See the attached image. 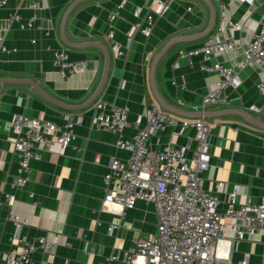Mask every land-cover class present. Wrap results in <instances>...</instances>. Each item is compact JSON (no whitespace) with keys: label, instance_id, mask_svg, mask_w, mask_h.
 <instances>
[{"label":"crops","instance_id":"crops-1","mask_svg":"<svg viewBox=\"0 0 264 264\" xmlns=\"http://www.w3.org/2000/svg\"><path fill=\"white\" fill-rule=\"evenodd\" d=\"M122 1L8 0L0 9V37L5 38L7 47L0 58V201H5V192L13 196L11 205L0 209V264H8L2 255L9 251L10 240L18 232L36 246L32 254L36 264H98L114 253L120 254V261L115 264H128L126 257L137 252L135 238L147 240L158 235L154 204L139 201L134 210L127 212L118 205L103 207L109 164L113 158L126 161L128 154L115 147L114 134L96 128L94 110L99 101L128 107L130 123L140 121L145 126L152 105L157 103L151 84L153 61L174 40L179 41L167 50L158 65L157 88L167 103L184 114H209V118L202 119L212 130L211 168L201 175L204 188L211 190L217 182H223L228 185V193L233 186H239L238 204H245L248 199L260 203L264 199V131L239 116L227 114L243 111L264 122V111L256 113L250 109L264 107V95L258 91L264 73L257 67L248 68L241 74L238 92L224 93L231 98L230 105L203 110V96L218 83V77L201 70V58H194L192 67L181 57L183 51L203 45L214 34L222 12L219 2L167 0L162 17L157 16L159 8L153 5L157 23L152 36L146 38L133 31L134 41L126 56L119 59L106 36L110 12ZM148 1L126 0L125 10L114 24L117 41L127 43L126 33L135 22L133 13L141 8L145 17ZM222 3L227 18L241 23L243 28L225 30L224 37L234 39L238 51L218 60L238 68L242 49L264 24V0H257L254 6L238 0ZM34 4L38 5L36 10ZM73 6L63 28L65 16ZM15 14L21 16L22 23L35 16L36 24L43 30H22L20 24L11 20ZM62 49L69 51L72 61L87 62L80 77L61 78L54 65V53ZM20 116L43 117L60 125L66 117H80L82 125L76 128L75 140L67 151L62 153L56 146L32 162L31 181L17 191L10 186L18 168L15 136L6 127ZM171 132L152 137L153 147L163 149L168 142L185 147L187 139ZM175 132L181 133L182 129ZM186 133L190 137L196 134L193 130ZM134 135L133 127L126 130V138ZM192 148H196L195 143ZM218 196L221 201L227 198L224 189L218 191ZM10 210L28 225L19 227L8 220ZM121 220L122 227L110 232ZM41 238L50 246L42 248ZM234 238L229 233L218 243L216 254L220 258H230L233 263L248 258L249 264H264V227L243 240L237 250L232 248ZM137 261L142 264L144 259Z\"/></svg>","mask_w":264,"mask_h":264},{"label":"built area","instance_id":"built-area-1","mask_svg":"<svg viewBox=\"0 0 264 264\" xmlns=\"http://www.w3.org/2000/svg\"><path fill=\"white\" fill-rule=\"evenodd\" d=\"M221 9L220 24L214 34L201 46L185 50L181 57L187 59L193 67V59L201 58V70L218 77V83L208 88L203 96V110L219 105H230L231 98L224 95L228 90L238 92L242 85L241 74L248 68L257 67L264 73V24L255 32L251 42L242 49V60L238 68L226 65L219 57L238 51V45L232 38H225L227 29L242 30L241 23H235L224 14L226 7L222 0H217ZM254 6L257 0H238ZM8 0H0V9ZM153 5L159 10L157 16L168 7L167 0H149L146 8L148 13L142 17V9L134 11L135 22L131 31L126 33V44L115 39V22L126 8V0L115 6L109 15V31L107 39L115 49L116 56L122 59L132 45L133 31L146 38L152 36L156 27V16ZM38 8L37 4L33 9ZM12 22L20 24L22 30L37 29V18L31 17L22 23L19 14L11 18ZM46 36L49 33L45 34ZM36 41H33L35 44ZM7 51L5 38L0 37V58ZM54 65L62 79L80 77L86 71V61H72L67 49L54 53ZM258 91L264 95V80L258 85ZM251 111L261 113L263 108L251 106ZM130 109L115 103L99 101L95 105L94 123L98 130L111 132L117 137L115 147L128 154L126 161L113 158L105 177L106 197L103 207L111 205L122 207L123 212L132 211L139 201L152 203L158 216V235L150 239L137 237L134 239L137 252L126 257L128 264H138V258H143L142 264H249L248 258L233 263L230 258L222 259L216 254L219 242L226 239L229 233L235 238L231 241L233 250L239 244L254 236L264 227V199L260 203L248 199L245 204H238L239 186L227 193L228 185L217 182L214 189L206 190L201 175L211 168L210 155L211 127L204 120H186L165 113L157 103H154L147 115L146 125L140 121L133 125L129 121ZM82 125L80 117H66L64 124L43 117L20 116L12 120L6 129L13 133L14 153L18 163L17 173L10 186L13 190H22L31 181L32 162L41 157L43 152H50L56 146L62 153L67 151L75 140V130ZM133 127L135 135L126 138V130ZM181 128V133L175 130ZM171 130L172 135H182L187 139L183 148L176 147L172 142L165 144L163 149L154 148L152 137ZM188 130L196 132L194 137L188 136ZM3 127L0 125V135ZM196 148L193 149V144ZM191 153V156H189ZM224 189L227 195L221 201L218 191ZM5 201H0V209L6 204L10 206L13 196L3 193ZM8 220L17 226L28 225L12 210ZM122 227V220L112 226L110 232ZM11 247L2 255L8 264H36L32 258L37 249L20 233L10 240ZM40 246L47 248L50 244L39 239ZM120 261V254L114 253L104 262L98 264H115Z\"/></svg>","mask_w":264,"mask_h":264},{"label":"water","instance_id":"water-1","mask_svg":"<svg viewBox=\"0 0 264 264\" xmlns=\"http://www.w3.org/2000/svg\"><path fill=\"white\" fill-rule=\"evenodd\" d=\"M74 6L70 8L69 12L67 13V15L65 16V20L63 23V28L66 26V22L67 19L69 17V15L71 14V12L74 10ZM213 19H215V15L213 14ZM64 41L66 42V44H68V46L73 47V45H71L70 43L67 42V40L64 38ZM177 41L179 40H174L173 42H171L169 45L166 46V48H164V50H162L154 59L153 61V65H152V71H151V84H152V88H153V92L156 98V101L158 103V105L160 106V108L164 111L167 112L169 114L175 115V116H179V117H184V118H192V119H206L209 118V114H207L206 112H202L200 114L191 116L188 114H184L181 110L171 106L169 103H167L163 97L161 96V94L159 93V90L157 88V83H156V73H157V68L158 65L160 63V61L162 60V58L165 56V53L167 52V50L173 45L175 44ZM227 114H231V115H236L241 117L247 124L256 127L258 129H261L264 131V122L261 118H256L254 116H252L251 114L245 113L243 111H233V112H228Z\"/></svg>","mask_w":264,"mask_h":264}]
</instances>
